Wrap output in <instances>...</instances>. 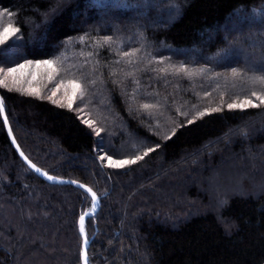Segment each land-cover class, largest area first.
Here are the masks:
<instances>
[{
    "label": "trees",
    "instance_id": "1",
    "mask_svg": "<svg viewBox=\"0 0 264 264\" xmlns=\"http://www.w3.org/2000/svg\"><path fill=\"white\" fill-rule=\"evenodd\" d=\"M88 5L0 0V31L18 29L0 45V67L52 60L58 76L80 84L71 108L11 84L0 94L26 157L98 196L100 211L84 225L89 264H264V105L227 108L245 97L255 102L247 77L264 69V16L256 14L264 0ZM107 37L112 43L98 47ZM134 50L133 63L122 60ZM161 60L210 73L166 74ZM144 152L134 164L108 166L109 156ZM229 162L246 179L234 189L217 184L214 205L204 181ZM92 208L85 190L50 185L29 170L0 115V264H81L77 224Z\"/></svg>",
    "mask_w": 264,
    "mask_h": 264
},
{
    "label": "snow or ice",
    "instance_id": "2",
    "mask_svg": "<svg viewBox=\"0 0 264 264\" xmlns=\"http://www.w3.org/2000/svg\"><path fill=\"white\" fill-rule=\"evenodd\" d=\"M107 3V0H89V7H99V6H105ZM114 6H120L118 4V2L116 4H114ZM124 7H129V5H123ZM256 14L257 15H262L264 16V10H256ZM18 31V29L14 28L13 26L9 25L8 27L4 28L2 31H0V45H3L6 43V41L11 38L13 35H15V33ZM87 38V34H85V36H82L79 38V42L84 43L85 40ZM112 43L111 37H107L105 38L102 42L101 41H97V46H102V45H110ZM66 46L67 45H71L72 41L68 40L65 41ZM138 50H134L131 52L125 51L122 54V60L123 58H128L127 63L131 64L133 63V59L134 57H136ZM214 59V58H211ZM57 63L56 61H52V60H43V61H26L24 63H18L16 66L12 67L9 66L6 69L4 67H0V87H5V88H9V90H12L11 87H9V85L11 84V86L15 87L16 90L18 91H24V89L19 88V85L22 83V81L29 79V82L31 79H35L36 77V73L32 71V69H48L51 70L52 72L56 71V68L54 67V64ZM117 63H120V61H117ZM157 63L160 64H166V67L160 68L158 69V71L160 72H164V73H171L172 75L175 76H180L181 74L188 79H193L195 77H203L206 75H209L210 73V69L205 68V67H199V68H188L185 66L184 63H180V64H174L171 62V60L165 61V60H161V61H157ZM232 77L236 78V77H241V72L239 69L237 68H233L232 72H231ZM212 79H217L218 76H214L211 77ZM49 79H51V76H49ZM248 82L250 83V85H252L253 90L251 92V97L255 98V102L252 98L250 97H245L243 99H240L239 102H237V100H234L232 103H228L227 104V108L229 110H234V109H239V110H245L246 108H256L259 107L261 105H264V69L259 70V75H256L255 73L251 76L247 77ZM94 83V82H93ZM259 86L261 91L257 92L255 90V88ZM71 87L73 88V93H72V98H69L68 101V107L71 108L72 107V103H73V98L76 95L75 90L80 88V84L76 83V82H71ZM29 94H34V90L32 89H28L27 90ZM38 95V93H35ZM56 95V91L54 90L52 92V96L49 97V99H52V97H54ZM54 103H56L55 100H53ZM223 105L216 107L214 109L211 110H205V111H201L198 113V115L200 117L204 116V115H208L211 113V111H220L221 107ZM144 109H150V108H154L156 107V105H151V104H144L142 106ZM5 111L4 108V103H3V99H0V115H3ZM192 120H189L188 123H192ZM4 123L7 124L8 120L7 117H4ZM85 123L89 124V127H91V123L88 121H85ZM172 134H175V130H173ZM170 138V137H169ZM13 143H15V140H13ZM149 151H155V149L150 148ZM21 155H23V153H21ZM148 152H144L143 155H137L135 157V159L133 160H120V161H116L113 160L110 156L107 157L108 159V166L112 167L113 165L116 166H123L125 164H129V163H136L138 160H142L144 158V156H147ZM100 159H105V157L101 156ZM31 167L35 168V165H30ZM37 172H40L39 168L35 169ZM42 175L47 176V179L49 180H54L55 178L53 176H49L47 175V173H42ZM73 183H76L75 181H73ZM80 187H84V185H80ZM87 192L91 193L92 195V203H93V210L95 209V204H96V194L94 192H92V190L90 188L86 189ZM88 215H91L90 213ZM80 232L83 234L85 229H84V223H85V217L82 215L80 216ZM84 245L85 248L88 245V240L87 238L84 239ZM82 259L84 260V264H89L88 262V256H87V251L85 250V252L82 255Z\"/></svg>",
    "mask_w": 264,
    "mask_h": 264
},
{
    "label": "rangeland",
    "instance_id": "3",
    "mask_svg": "<svg viewBox=\"0 0 264 264\" xmlns=\"http://www.w3.org/2000/svg\"><path fill=\"white\" fill-rule=\"evenodd\" d=\"M33 72L36 73L35 79H31L29 82V79H27V82L22 81V83L19 85V88L22 87L26 92H28V89L34 90V96L38 95H46V97L52 96V92L55 90L56 95L52 97V100H55L58 103H64L66 101H69V98L72 97L73 88L71 87V81L69 74L66 72H63L60 76L57 75V72H52L48 69H32ZM49 76H51V79H49ZM63 79V80H61ZM75 91H78L76 89ZM37 95V96H38ZM82 117H85L83 115ZM84 121H88L91 123L92 130L95 131V134L99 136V131L96 130V127H94L93 122H91L89 119H84ZM87 125H89L87 123ZM108 163V160H107ZM116 166V165H113ZM244 174L239 170V167L229 162L226 166H224V169L217 172V174L211 175L209 178H207L204 183L207 186V192L209 194V197L211 198V201L214 205H219V199H218V190L216 188L218 187L217 184L223 185V183L229 182L230 188L234 189L235 181L239 178L244 180L246 177H243ZM202 189L201 187H199ZM236 188V187H235ZM205 190V188H203Z\"/></svg>",
    "mask_w": 264,
    "mask_h": 264
},
{
    "label": "water",
    "instance_id": "4",
    "mask_svg": "<svg viewBox=\"0 0 264 264\" xmlns=\"http://www.w3.org/2000/svg\"><path fill=\"white\" fill-rule=\"evenodd\" d=\"M0 99H2L1 94H0ZM1 117H2V121L4 123V117H7L5 111H4L3 115H1ZM4 127H5L6 133H7L8 137H9L10 142H11L14 150L16 151L18 157L29 168V170L32 171L37 177H39L40 179H42L46 183H48L50 185H53V186H55V185H71V186L80 188V189L85 190V191H86V189L90 188L87 185H85L83 183H80V182H77V181H75L76 183H73L74 180L60 179V178H56V177H54L55 178L54 180H49V179H47V176L42 175V173H46V172L43 171V170H41L40 168H39L40 169V172H37L35 169L38 168V167L35 164H33L26 157V155L23 153V151L21 150L20 146L18 145V143H17V141H16V139H15V137L13 135V132H12V129L10 127L9 122L7 124L4 123ZM13 140H15V143H13ZM21 153H23V155H21ZM30 165H35V168L34 167H31ZM47 175H49V174H47ZM49 176H51V175H49ZM80 185H84V187L82 188V187H80ZM92 192H94V191L92 190ZM89 194L91 195V193H89ZM91 197H92V195H91ZM96 197H97V200H96V204H95V209L93 210V208H92L90 212H87V213L83 214V216L85 217V223L87 221L91 220V219H94L96 217V215L100 211V208H101L100 200H99V198H98L97 195H96ZM89 213L91 215H88ZM85 223H84V225H85ZM77 233H78V235H79V237H80V239L82 241L81 264H84V260L82 259V255H83V253L86 250L87 251V256H88V250H89L90 244L92 242V239H88V237H86L85 233L82 234L80 232V223H79V221H78V224H77ZM85 238H87V240H88V245H87L86 248H85V245H84V239ZM88 262H89V256H88Z\"/></svg>",
    "mask_w": 264,
    "mask_h": 264
}]
</instances>
